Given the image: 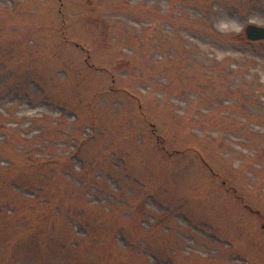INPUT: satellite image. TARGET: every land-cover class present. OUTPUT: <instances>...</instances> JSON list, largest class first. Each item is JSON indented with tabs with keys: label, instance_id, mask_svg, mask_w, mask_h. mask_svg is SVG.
Instances as JSON below:
<instances>
[{
	"label": "rangeland",
	"instance_id": "374dc122",
	"mask_svg": "<svg viewBox=\"0 0 264 264\" xmlns=\"http://www.w3.org/2000/svg\"><path fill=\"white\" fill-rule=\"evenodd\" d=\"M264 0H0V264H264Z\"/></svg>",
	"mask_w": 264,
	"mask_h": 264
},
{
	"label": "water",
	"instance_id": "95a60500",
	"mask_svg": "<svg viewBox=\"0 0 264 264\" xmlns=\"http://www.w3.org/2000/svg\"><path fill=\"white\" fill-rule=\"evenodd\" d=\"M244 36L249 41L264 39V26L249 23L244 27Z\"/></svg>",
	"mask_w": 264,
	"mask_h": 264
}]
</instances>
